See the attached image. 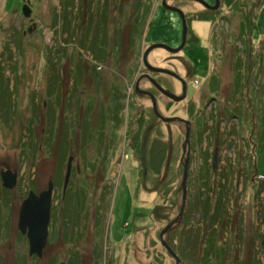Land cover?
<instances>
[{
	"label": "rangeland",
	"instance_id": "rangeland-1",
	"mask_svg": "<svg viewBox=\"0 0 264 264\" xmlns=\"http://www.w3.org/2000/svg\"><path fill=\"white\" fill-rule=\"evenodd\" d=\"M123 1L106 33L100 11L113 22L110 0H0V213L17 222L28 193L53 181L56 264H176L161 232L180 213L188 161L182 220L165 241L182 264H207L205 253L212 264H264V12L261 22L249 6L215 27L192 24L188 97L167 105L154 95L164 118L186 125L163 122L135 89L152 90L139 77L145 49L175 46L180 18L159 0ZM175 4L185 14L198 8ZM172 55L156 49L148 62L182 78L188 68ZM155 76L181 92L174 76ZM8 169L18 173L13 190L2 182Z\"/></svg>",
	"mask_w": 264,
	"mask_h": 264
},
{
	"label": "flooded vegetation",
	"instance_id": "flooded-vegetation-1",
	"mask_svg": "<svg viewBox=\"0 0 264 264\" xmlns=\"http://www.w3.org/2000/svg\"><path fill=\"white\" fill-rule=\"evenodd\" d=\"M107 1L108 0H103V5ZM117 1L119 2V4L117 3ZM121 1L122 0H115V1L110 0V4L111 3L112 4L108 8V11L114 12L113 16L115 14L114 19L112 20L113 22H111V15H109V17L107 15V11L105 10V5H104V8H102V10L100 11V13H101L100 14V21L102 22V23L100 22V28H101V30L105 31L106 33H107V30L109 29V26H111V25L107 26V24H105V23H107V20H108V24L112 23V25H113L114 20L115 19L117 20L119 13H121V7H120ZM125 1L126 0H124L123 2H125ZM164 1H166V4L168 6L176 7L180 10H182V8L177 6L175 3H177V2H193V3L198 5V8H196V10H194L193 12H189L186 14L184 13L186 24H187V42H186L184 49L179 54H176V55L173 54L171 56L172 58H180L182 60L184 59L183 62H184V65L188 68L187 69L188 71H186L187 74H185L182 77V79L186 83L187 90L189 89L190 79H191V75H192L191 72L194 71V67H195V64H194L195 62L192 59V56L195 54L196 50L193 46H190V44L194 43L193 39H191V34L194 35V30H193L192 24L196 23V22L197 23H210L211 26L215 27L219 20H223L224 17H226L225 16L226 13L234 12V9L237 12L236 8H239V10L240 9L241 10H244V9L247 10V9H249V6H250L249 19L251 20V22H253L252 15L254 14V12L258 13L256 15L257 16L256 18H257L258 22H261L262 21V12H264L262 10L264 8V0H252L253 1L252 3L250 2V0H205L209 5L208 7H206L203 4H200L198 2H194V1L159 0L158 9L162 8L164 10H167L164 8ZM246 10H245V13H246ZM170 12L176 14L180 18V31H179L180 40L175 46L169 45L167 43H162V44H166L168 46H171L172 48H178L181 46L182 41H183L184 25H183L182 18L178 12H174V11H170ZM116 13H118V15ZM104 14H105V16H104ZM133 17L136 20L137 16H136L135 12L132 13V16L130 17L129 23L127 22L128 25H125V28L128 29V31H125L126 37L128 39H130L132 30H133V27H132L133 22L131 23V20L133 19ZM194 18H196L197 21H195ZM198 26L201 28L204 27L203 25H198ZM190 39H191V41H190ZM195 40L197 41L198 38H196ZM154 44H159V43H150L145 50H147L150 46H152ZM128 48L130 50V46L124 47L125 50H127ZM160 50H164V49H160ZM183 52H186V56H181V54H183ZM187 53H190V54H187ZM143 67H144V65H143ZM148 73L149 72L145 68V71L141 75H139V77L143 76V78H142L143 80L141 81L142 84L147 82V83H151V85H152L151 86L152 90H146V91H149L150 93H152L156 97H157L156 94H158L159 95L157 97L158 100H160L161 102H163L167 105L168 104L170 105L172 102H174V101H171L169 98H167L160 90H158L156 85L149 78L146 77V75ZM151 76H152V78L156 79L155 73H151ZM172 78H174L176 81H178L180 88H181V92L178 93L175 90V88L170 89V88H166L164 86H163V88L167 91H170V92L176 94L177 96H182L184 94V83L182 82V80L176 79L175 77H172ZM135 89H136V86H135ZM187 97H188V92H187ZM29 193H28L27 197L23 200V202L28 198ZM36 194H38V193H36ZM0 198L3 199V202L5 201V198H3V196H0ZM4 209L9 210V208H6V207H4ZM20 210L18 213L17 222H14V220H15L14 212H13L11 218H9V216H10L9 214H8V218H6L3 215L4 210H3V213H0V264H27V263H29V264H42V263L43 264H56L55 248L50 244L51 237H52V232H51L52 225L51 224L49 225L48 242H47V245H46V247L42 253V256H39L37 254L32 256V255H30V241L28 239V234L22 233V231L19 228ZM51 221H54L53 211L51 212L50 222ZM48 250L50 251V253H47ZM26 254L28 255L27 257H26ZM70 256H72V254H69V257ZM92 257H93V255H92ZM63 263L68 264L69 263L68 258L66 259V262H63Z\"/></svg>",
	"mask_w": 264,
	"mask_h": 264
},
{
	"label": "water",
	"instance_id": "water-1",
	"mask_svg": "<svg viewBox=\"0 0 264 264\" xmlns=\"http://www.w3.org/2000/svg\"><path fill=\"white\" fill-rule=\"evenodd\" d=\"M189 1H195L200 4H203L204 6L208 7V3L204 0H189ZM164 8L170 11L178 12L182 18L183 25H184V31H183V41L180 47L178 48H172L171 46H168L166 44H154L151 47H149L145 54H144V62L146 68L151 73H157V74H168L171 76L176 77L179 80H182L184 83V94L182 96H177L167 90H165L158 82H156L150 75H146L160 90L167 98L174 102H182L187 98V87L185 81L177 74L170 70L161 69L154 67L149 64L148 62V56L149 54L156 50V49H164L170 52L171 54H179L185 47L187 42V24L185 20L184 12L176 7L168 6L166 4V1H164ZM23 15L31 19L33 15V11L30 7V5H26L23 8ZM137 93L139 95H146L151 98L154 105V110L157 116L163 121V122H180L184 123L186 125H190V121H186L181 118H164L157 109V102L156 97L147 91H143L140 89L139 83L137 85ZM190 135H191V129L188 126L187 132H186V143L184 145V150L186 152L187 149L190 151ZM73 162L74 158L70 157L67 164V171H66V177L64 181V188H63V195L67 193L69 183L72 176V170H73ZM188 161L185 166V175L183 180V205L181 207L180 213L178 216L170 222L165 229L161 232V242L163 246L168 250V252L172 255V257L176 260V264H182L181 259L178 257V255L174 252V250L169 246V244L165 241L166 235L175 229L181 222L182 216L184 213L186 201H187V194H186V184L188 179ZM2 182L4 188L8 190H13L16 188L18 183V173L13 172L12 170L8 169L6 171L1 172ZM55 192V184L53 181L49 182V186L46 190L41 192L39 195L36 194L34 191H30L28 198L23 202L20 210V216H19V228L24 234H28V239L30 241V255H39L42 256V253L47 245L48 242V233H49V225H50V218H51V208H52V202H53V196ZM64 264V263H63Z\"/></svg>",
	"mask_w": 264,
	"mask_h": 264
},
{
	"label": "trees",
	"instance_id": "trees-1",
	"mask_svg": "<svg viewBox=\"0 0 264 264\" xmlns=\"http://www.w3.org/2000/svg\"><path fill=\"white\" fill-rule=\"evenodd\" d=\"M138 5H139V3H138ZM136 16H138L137 13H136ZM137 18H138V17H137ZM137 18H136V19H137ZM118 43H119L118 45H120V40H118ZM101 124H102V123H101ZM103 125H104V124H103ZM103 125H102V126H103ZM51 128H52V127L50 126V131H51V132L48 133L47 136L53 135V132H52V129H51ZM53 131H54V130H53ZM50 137H51V136H50ZM69 215L71 216V213H70V212H69ZM209 216H212V215L209 214ZM204 217L206 218V217H207V214L204 215ZM205 218H204V219H205ZM210 218H211V217H210ZM205 220H206V219H205ZM214 247H215V244L213 245V244L211 243V247L209 248V251H210L212 254H213V252H214ZM205 255H206V257H205V258H206V262H205V263H207V264H212V263L210 262V259H209V257L211 256V254H210V255H207V253H205Z\"/></svg>",
	"mask_w": 264,
	"mask_h": 264
}]
</instances>
